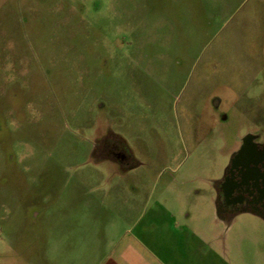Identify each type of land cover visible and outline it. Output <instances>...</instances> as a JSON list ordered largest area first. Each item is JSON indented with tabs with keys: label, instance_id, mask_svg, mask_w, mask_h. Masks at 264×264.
<instances>
[{
	"label": "rangeland",
	"instance_id": "374dc122",
	"mask_svg": "<svg viewBox=\"0 0 264 264\" xmlns=\"http://www.w3.org/2000/svg\"><path fill=\"white\" fill-rule=\"evenodd\" d=\"M262 130L264 0H0V264H103L149 194L202 227ZM216 226L230 264H264L262 218Z\"/></svg>",
	"mask_w": 264,
	"mask_h": 264
},
{
	"label": "crops",
	"instance_id": "0c3cea01",
	"mask_svg": "<svg viewBox=\"0 0 264 264\" xmlns=\"http://www.w3.org/2000/svg\"><path fill=\"white\" fill-rule=\"evenodd\" d=\"M209 183L213 187L211 195L194 200L202 208L195 215L202 227L181 222L179 225L176 215L161 200L152 203L149 194L144 211L127 233L128 237L112 243L111 254L103 264H230L225 259L228 249L224 246L225 233L230 229L216 226L225 222L217 205L218 185L222 182ZM184 198H180V205H184ZM190 215L187 213L188 218Z\"/></svg>",
	"mask_w": 264,
	"mask_h": 264
},
{
	"label": "flooded vegetation",
	"instance_id": "af4514ba",
	"mask_svg": "<svg viewBox=\"0 0 264 264\" xmlns=\"http://www.w3.org/2000/svg\"><path fill=\"white\" fill-rule=\"evenodd\" d=\"M95 148L102 155L132 167V155L107 138L100 139ZM218 185L217 205L221 219L230 221L240 213H252L264 220V130L246 134L239 150L232 154Z\"/></svg>",
	"mask_w": 264,
	"mask_h": 264
}]
</instances>
